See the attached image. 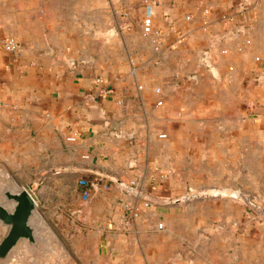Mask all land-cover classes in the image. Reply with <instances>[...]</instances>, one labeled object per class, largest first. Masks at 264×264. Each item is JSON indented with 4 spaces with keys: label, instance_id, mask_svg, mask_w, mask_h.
I'll return each instance as SVG.
<instances>
[{
    "label": "crops",
    "instance_id": "1",
    "mask_svg": "<svg viewBox=\"0 0 264 264\" xmlns=\"http://www.w3.org/2000/svg\"><path fill=\"white\" fill-rule=\"evenodd\" d=\"M0 167L35 201L92 182L114 252L120 232L173 238L124 264H264V229L222 194L264 188L246 181L264 174V0H0Z\"/></svg>",
    "mask_w": 264,
    "mask_h": 264
},
{
    "label": "rangeland",
    "instance_id": "2",
    "mask_svg": "<svg viewBox=\"0 0 264 264\" xmlns=\"http://www.w3.org/2000/svg\"><path fill=\"white\" fill-rule=\"evenodd\" d=\"M232 175L236 180H239L238 173ZM263 180L264 174L247 173L248 185H253L255 181L263 183ZM22 185H25L24 179L20 180L0 167V200L4 198L3 190H15ZM222 191L225 196L239 199L244 204L245 211L241 219L243 222L246 221L248 228L264 229V188L224 189ZM34 193H37L36 189H34ZM87 196L82 194L80 186L63 190L54 188L53 191L43 192V199L36 201L32 223L36 241L33 244L26 240L20 241L9 257L1 260L0 264H124L126 250L130 244L141 247L150 242L156 246L154 249L157 247L164 249L166 245L173 242V238L164 236L162 232L150 237L135 236L131 240L127 234L120 232L121 235H116V238L118 246L124 252L120 254L114 252V221L107 220L101 225L94 221L90 216L89 206L85 203ZM126 206L123 210L124 214L127 212ZM121 224L123 227H127L131 224V220L126 223L123 218ZM122 231L125 230L122 229ZM3 232L4 229L0 226V237ZM200 239L209 241L208 236H203ZM139 250L142 255V249ZM155 253L157 252L155 251ZM174 258V253H171L169 260H165L166 255L163 259L174 261ZM161 263L157 262L156 264Z\"/></svg>",
    "mask_w": 264,
    "mask_h": 264
},
{
    "label": "water",
    "instance_id": "3",
    "mask_svg": "<svg viewBox=\"0 0 264 264\" xmlns=\"http://www.w3.org/2000/svg\"><path fill=\"white\" fill-rule=\"evenodd\" d=\"M0 200V226L4 232L0 237V261L9 257L17 244L26 240L33 244L35 235L32 227L36 201L24 187L2 191Z\"/></svg>",
    "mask_w": 264,
    "mask_h": 264
},
{
    "label": "built area",
    "instance_id": "4",
    "mask_svg": "<svg viewBox=\"0 0 264 264\" xmlns=\"http://www.w3.org/2000/svg\"><path fill=\"white\" fill-rule=\"evenodd\" d=\"M142 30L144 34H151V35H157V32L155 30L152 29V25H151V9L149 6H146V12H145V17L143 19V23H142ZM1 45L3 47V49L5 50V52L9 53V54H13L16 52L17 49V44L16 41L13 38H6L3 39L1 41ZM96 82H101L100 78H97L95 80ZM159 137H164V135H160ZM68 140H73V138H68ZM85 188L82 189V194L85 196H87L89 194V187L87 186V184L84 182ZM94 184H91V187ZM133 186V182L131 184ZM141 193L139 190L134 194V200H139ZM143 206L147 207L148 203L147 202H143ZM126 215L124 217L125 222L127 223L130 219H133L138 213H137V208H135L134 206H126ZM163 228V223L158 222L156 224V229L161 230Z\"/></svg>",
    "mask_w": 264,
    "mask_h": 264
},
{
    "label": "trees",
    "instance_id": "5",
    "mask_svg": "<svg viewBox=\"0 0 264 264\" xmlns=\"http://www.w3.org/2000/svg\"><path fill=\"white\" fill-rule=\"evenodd\" d=\"M85 182H87L86 184H87V186L91 189L92 187H91V184H92V182H88L87 180H85Z\"/></svg>",
    "mask_w": 264,
    "mask_h": 264
},
{
    "label": "bare ground",
    "instance_id": "6",
    "mask_svg": "<svg viewBox=\"0 0 264 264\" xmlns=\"http://www.w3.org/2000/svg\"><path fill=\"white\" fill-rule=\"evenodd\" d=\"M1 177H2V176H1ZM4 177H5V176H4ZM212 192L215 193V192H218V191L214 190V191H212ZM223 192H224V191H222V194H223ZM217 194H218V193H217ZM12 257H13V256H12Z\"/></svg>",
    "mask_w": 264,
    "mask_h": 264
}]
</instances>
